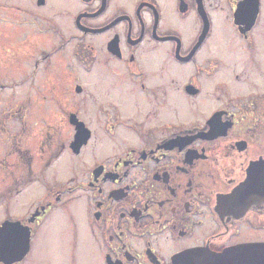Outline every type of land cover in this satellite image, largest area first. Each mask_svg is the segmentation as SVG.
I'll return each instance as SVG.
<instances>
[{
	"label": "flooded vegetation",
	"instance_id": "af4514ba",
	"mask_svg": "<svg viewBox=\"0 0 264 264\" xmlns=\"http://www.w3.org/2000/svg\"><path fill=\"white\" fill-rule=\"evenodd\" d=\"M3 94L13 264L80 229L93 264L264 243V0H0Z\"/></svg>",
	"mask_w": 264,
	"mask_h": 264
},
{
	"label": "water",
	"instance_id": "95a60500",
	"mask_svg": "<svg viewBox=\"0 0 264 264\" xmlns=\"http://www.w3.org/2000/svg\"><path fill=\"white\" fill-rule=\"evenodd\" d=\"M256 183H250L253 185ZM249 185V186H250ZM259 186V185H258ZM248 191L239 187L234 195H239ZM264 189L256 191L257 198H264ZM240 200H236L239 203ZM6 226L10 230L12 237H5ZM23 228L17 222L3 225L0 228V262L13 264L21 262L28 252L29 238L28 233L21 234ZM170 264H264V243L231 247L214 253L207 250H190L172 258Z\"/></svg>",
	"mask_w": 264,
	"mask_h": 264
},
{
	"label": "rangeland",
	"instance_id": "374dc122",
	"mask_svg": "<svg viewBox=\"0 0 264 264\" xmlns=\"http://www.w3.org/2000/svg\"><path fill=\"white\" fill-rule=\"evenodd\" d=\"M26 67H28V65H26ZM29 94H30V92H29ZM6 96H7V94L6 95H4V94L0 95V97H2V98L6 97ZM12 97H13L12 98L13 108H14V110H17V107H19V105H20V99L22 98L21 94L20 93L13 94ZM1 109H0V111H1ZM34 117H36V116H34ZM35 122H37V123H35ZM33 123H34V127H31L32 130H34V128H39L40 126H42L41 119L38 121L35 119ZM32 151H34V149ZM10 181L11 180H10V176H9V182ZM25 206H28V205L25 204ZM17 211H20V210L18 209ZM68 234H69V232H68ZM77 236H78V246H77L76 251L74 249V252H73L72 248L70 247L71 264H93V261H95L96 257L94 255L90 254L91 245L85 238H83L81 229L77 231ZM69 239H70V236H69ZM43 243L46 244V239H45V241H43ZM41 245H42L41 243H35L36 248L37 247L39 248ZM65 246H66V243H65ZM50 248L51 249L46 251L45 254L40 253V255L42 256L43 259H46V258L50 259L52 261L50 264H69L65 254L63 257L60 250L57 251V249H55L53 247H50ZM35 252H36V250H35ZM35 252H34V254H35ZM65 253H66V250H65ZM72 254H74V257Z\"/></svg>",
	"mask_w": 264,
	"mask_h": 264
}]
</instances>
